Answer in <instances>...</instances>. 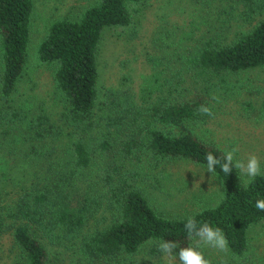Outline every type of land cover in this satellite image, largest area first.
Masks as SVG:
<instances>
[{"label":"trees","instance_id":"obj_1","mask_svg":"<svg viewBox=\"0 0 264 264\" xmlns=\"http://www.w3.org/2000/svg\"><path fill=\"white\" fill-rule=\"evenodd\" d=\"M137 1L95 0L79 16L48 25L37 58L52 67L61 103L57 119L51 120L42 104L38 109L12 105L26 64L34 1L0 0V233L11 230L25 264H49L48 246L81 236L103 202L111 212L110 222L93 231L89 226L91 232L82 238L81 253L90 264H136L127 255L153 240L189 243L198 237L190 236L185 227L190 217L197 229L203 223L220 228L227 249L237 256L247 249L249 229L264 223V211L255 206L264 199V171L245 184L234 159L230 173L219 164L212 172L221 184L218 201L179 218L158 214L131 182L136 171L123 169L124 164L104 163L105 187L93 191L89 184L79 187L82 170L107 153L125 161L144 158L152 166L181 159L208 169L209 153L226 162L222 149L186 130V124L209 116L199 109L213 111L208 97L212 100L215 91L224 88L230 74L264 67L261 19L229 42L210 38L195 49L188 66L201 79L196 97L177 100L170 92L142 108L111 92L100 102L97 54L103 31L129 27L133 20L128 3ZM239 3L248 14L257 8L256 0ZM101 109L104 112L98 114ZM58 150H66L63 160Z\"/></svg>","mask_w":264,"mask_h":264},{"label":"rangeland","instance_id":"obj_2","mask_svg":"<svg viewBox=\"0 0 264 264\" xmlns=\"http://www.w3.org/2000/svg\"><path fill=\"white\" fill-rule=\"evenodd\" d=\"M33 1L26 64L12 105L32 109L43 105L51 120H56L61 103L54 90L53 69L39 62L37 49L53 20L75 18L95 0ZM261 4L264 0H256L253 4L257 5L255 12L248 14L247 7L244 3L238 4V0L129 2L132 24L103 31L97 54L99 101L108 100L113 92L122 102L127 99L143 108L154 99L169 97L170 92L173 93L171 98L177 100L182 96L196 97L200 92L197 82L201 79L188 66L195 49L210 38L229 42L241 31H249L257 21L264 19V6ZM224 84V88L219 87L215 91L212 100L208 97L212 115L204 121L186 124V130L216 145L226 154L238 149L234 160L244 163L245 168L239 170L246 184L252 177L246 170L251 156L258 158L260 172L264 171V67L230 74ZM142 96L146 101H142ZM102 112L103 109L98 110V114ZM66 143V138H63V144ZM56 154L63 156L66 150H58ZM105 162L117 167L124 164L123 169L136 171V175L130 178L131 182L142 191L154 210L165 217L191 215L210 207L221 196L219 180L204 166L181 159L152 166L151 161L144 158L125 161L111 153L95 158L93 166L82 170L79 187L84 189L89 184L92 191L102 188L104 175L101 169L105 168ZM110 220L111 212L103 202L98 213L86 223L81 236L71 242L48 246L49 264H90L81 253L82 238L95 228H105ZM247 239L246 251L237 256L227 248L222 251L206 245L197 237L189 243L176 244L171 255L160 250L164 241L153 240L127 258L136 264H183L179 260V252L199 245L197 250L202 251L212 264H264V223L252 226ZM0 264H25L14 246L11 230L0 233ZM92 264L116 263L100 261Z\"/></svg>","mask_w":264,"mask_h":264},{"label":"clouds","instance_id":"obj_3","mask_svg":"<svg viewBox=\"0 0 264 264\" xmlns=\"http://www.w3.org/2000/svg\"><path fill=\"white\" fill-rule=\"evenodd\" d=\"M200 112L212 115L211 109L205 106H201L199 109ZM238 151V149H233L231 152H228L225 157L224 163H221L216 157H214L211 153L206 156L207 167L209 172L215 171V166L220 165L221 170L224 173H230L231 167L233 166L234 153ZM235 167L237 169L243 170L245 165L243 162L237 160L235 162ZM247 174L255 177L260 174V165L258 158L253 155L249 158L246 166ZM256 208L260 211H264V199L257 200ZM188 228L189 234H195L198 236L201 241L206 245H210L214 248H218L220 250H226L227 248V240L223 231L220 228H213L208 223H203L199 229H197V224L195 218H189L186 225ZM176 243H162L160 245V250L171 255V249L176 248ZM196 247L189 246L188 248H184L179 252V260L183 262V264H212L209 259H206L204 253L202 251H198Z\"/></svg>","mask_w":264,"mask_h":264}]
</instances>
